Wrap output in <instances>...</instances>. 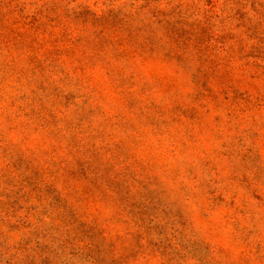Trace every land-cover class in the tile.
<instances>
[{
  "label": "rangeland",
  "instance_id": "obj_1",
  "mask_svg": "<svg viewBox=\"0 0 264 264\" xmlns=\"http://www.w3.org/2000/svg\"><path fill=\"white\" fill-rule=\"evenodd\" d=\"M0 264H264V0H0Z\"/></svg>",
  "mask_w": 264,
  "mask_h": 264
}]
</instances>
